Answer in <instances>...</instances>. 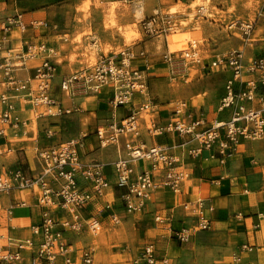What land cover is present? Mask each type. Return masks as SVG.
Segmentation results:
<instances>
[{
  "label": "built area",
  "instance_id": "built-area-1",
  "mask_svg": "<svg viewBox=\"0 0 264 264\" xmlns=\"http://www.w3.org/2000/svg\"><path fill=\"white\" fill-rule=\"evenodd\" d=\"M120 1L132 4L134 9H142L143 0ZM196 14L202 20H210L212 16L203 5L198 7ZM219 23L243 43L240 48L215 55L210 64L203 67L231 73L218 107L219 111L232 109L230 120L207 122L202 116L193 117L187 109H174L165 124L159 126L153 123L148 132L152 136L176 133L188 137L189 142L199 144V147L188 150L190 156H197L203 149H214L220 163H223L242 141L264 139V56H248L247 53L249 46L264 36V0L253 20L233 18ZM28 26L37 31L49 28L43 19L31 21L30 24L25 23L19 15L0 19L1 139H7L9 130L15 136H27L29 122L20 116L17 103L30 106L34 120L52 119L78 110L72 104L76 97L99 94L107 88L111 92L107 106L113 115L119 108L127 110L122 120H111L94 132L100 148L118 147L123 141L126 157L118 158L109 165L114 178L113 186L105 173L108 164L81 160L79 150L83 148L87 135L48 148H36L41 165L40 173L36 176H28L20 167L0 171V195L24 193L33 201L32 206L40 211L38 222L29 227L28 238L13 239L6 232H0V264H72L73 250L66 234L87 231L97 235L101 229L97 218H85L82 214L92 201L103 199L105 209L110 210L112 202L106 200L115 191L125 213L139 215L156 190L168 188L178 193L186 173L181 169L180 159L169 154L167 148L147 147L138 140L141 116L154 108L153 101L146 99L149 66L134 64L144 56V50L126 48L102 55L95 63H81L78 69L65 74L60 71L62 60L59 50L23 37ZM172 29L170 15L158 11L140 22L141 32L148 36L167 34ZM68 40L66 35L60 39L62 45ZM12 41L18 43L12 44ZM175 55L167 51L162 58L166 62H173L177 58L197 64L201 62L195 46ZM32 62L35 65L29 67L28 64ZM57 78V91L70 102L69 106H64L62 100L54 95ZM136 96L145 100H136ZM42 132L46 139L51 140L55 136L51 126L44 127ZM8 145L9 141L0 146V156L11 151ZM138 161L145 162L148 169L135 173L134 164ZM29 204L25 199H13L4 209V223H12L14 210L27 208ZM110 219L115 223L119 220L115 213L110 215ZM155 220L159 221L160 218ZM208 229L210 222L200 217L197 230ZM193 231L179 230L173 236L179 243H187ZM242 249L251 250L247 246ZM80 259L83 264H91L93 250L81 251ZM132 264L171 262L166 257L158 256L154 246L147 244Z\"/></svg>",
  "mask_w": 264,
  "mask_h": 264
},
{
  "label": "crops",
  "instance_id": "crops-1",
  "mask_svg": "<svg viewBox=\"0 0 264 264\" xmlns=\"http://www.w3.org/2000/svg\"><path fill=\"white\" fill-rule=\"evenodd\" d=\"M55 1L0 0V19L19 15L27 24L34 20H46L49 25L48 29L37 31L28 26L23 37L35 43H45L59 50L62 60L60 71L70 74L79 68L81 58L77 57L75 62H71L70 58L77 47L73 41L74 36L59 32L54 25L49 23L48 11ZM115 1L102 0L106 5ZM144 1H142L143 5ZM127 6L132 12L133 5L127 4ZM161 8L158 4L153 9L159 12ZM64 35L69 40L68 43L62 45L60 39ZM16 43L18 42L12 41V44ZM167 47L168 50L169 47L173 49L168 40ZM240 47L241 45L238 48ZM247 53L248 56H264V36L251 44ZM134 64L143 65L138 64L137 61ZM33 65H35L33 62L28 64L29 67ZM211 71L225 76L226 81L224 87L221 88L223 91L226 82L231 78V73L213 69ZM57 82L58 78L54 85V95L62 100L64 106H69L70 102L58 93ZM148 89H150L149 84ZM224 93L225 89L214 103L208 104L206 99L202 98L197 101L198 105L191 104L187 110L193 114V117L202 116L207 122L212 120L228 121L232 116V109L218 110ZM110 97V90L105 88L98 95H81L72 101L73 106L78 109L74 112L77 115H86L90 118L94 115L87 126L81 125L78 136L69 139L87 135L83 140V148L79 150L83 162L98 161L110 165L118 158L126 157L123 141L118 147L111 146L103 149L99 147L94 136L98 127L107 125L111 120L119 122L127 115L125 108L117 109L113 115V111L107 106ZM135 99L145 100L138 96ZM146 99L153 101L154 108L151 111L153 123L159 126L165 124L171 116V109L158 104L151 97L150 91ZM16 108L22 119L29 122L27 136H15V133L9 130L6 140L0 138V146L9 141L8 146L11 148L9 153L0 156V171L4 172L20 167L28 176H36L40 173L41 168L36 148H48L61 143L59 135L57 136L61 129L59 125L51 121L52 119H32L30 106L17 103ZM96 110L98 111L96 112ZM74 113L72 114L74 115ZM46 126L54 128L56 135L51 140L43 136L42 129ZM139 129L138 140L147 147L167 148L169 154L180 159L181 169L186 173V177L181 183L178 193L168 188H160L153 192L145 210L139 215H127L114 190L106 200L112 202V209L106 210L105 200L96 199L82 211L85 218L90 216L97 218L101 229L105 232L114 230L120 224H127V231H122L124 228L120 227L119 242L124 243L127 239L129 242H125V247L128 244L129 246L123 251H119V255H115V264H120L118 262L120 259L124 263L132 264L141 249L147 244H152L157 255L168 258L171 264H264V139L242 141L235 148L231 157L220 163L214 149H203L197 156H190L188 150L199 147V144L196 141L189 142L188 137H182L176 133L152 136L142 122ZM105 150H111L109 156L105 155L107 154L104 153ZM146 169L148 166L143 161L134 164L135 173ZM105 173L113 186L112 168L107 166ZM13 199L28 200L30 206L15 209L12 223L6 221L4 223L3 219L6 220L4 209ZM32 204L33 201L24 193L13 192L9 195H0V232H6L5 234L13 239L28 238L30 236L29 227L38 222L40 213L39 209ZM210 208L212 210H209ZM112 213H115L119 219L116 223L110 219ZM157 217L160 218L159 221L155 220ZM200 217L210 222V229L197 230ZM184 229L194 231L187 243H179L173 233ZM66 237L73 250L72 264H83L80 253L85 249L93 250L91 264L95 262L98 256L96 235L85 231L81 234L68 233ZM243 246H247L251 250H243Z\"/></svg>",
  "mask_w": 264,
  "mask_h": 264
},
{
  "label": "rangeland",
  "instance_id": "rangeland-1",
  "mask_svg": "<svg viewBox=\"0 0 264 264\" xmlns=\"http://www.w3.org/2000/svg\"><path fill=\"white\" fill-rule=\"evenodd\" d=\"M101 2L102 0H56L49 9V23L59 32L74 36L73 41L77 47L70 58L71 62L80 57L81 63L93 64L100 56L122 49L144 50V56L136 61L149 66L148 95L150 91L151 97L158 104L172 112L174 109L184 111L191 104L198 105L197 101L202 98L208 104L217 101L225 89L221 90L226 81L225 76L203 67L210 64L215 55L237 49L243 44L237 36L225 31L219 22L233 18L253 20L263 5V0H145L142 9L133 8L131 12L127 4L120 0L108 5ZM158 4L162 7L159 13L170 15L173 29L167 34L145 35L140 30V22L154 14L156 11L153 8ZM202 5L212 14L213 21L197 17L196 11ZM167 40L173 42L170 45L173 49L169 47L168 50ZM191 46H195L199 52V64L180 58L166 62L162 58L167 51L174 52L177 56ZM95 95L98 94L89 96ZM93 117L94 115L91 118ZM91 118L74 113L52 118L51 121L59 125L61 131L57 136L59 135L61 142H65L78 136L81 125L87 126ZM141 122L147 129L153 124L151 111L142 114L139 125ZM106 151L105 155L109 156L111 150ZM121 226L124 228L122 231H127L128 226L123 223L112 231L105 232L101 229L97 233L95 238L98 240V256L93 264H115V255L129 246L125 247V242H129L127 239L124 243L119 242ZM118 262L129 264L121 259Z\"/></svg>",
  "mask_w": 264,
  "mask_h": 264
},
{
  "label": "bare ground",
  "instance_id": "bare-ground-1",
  "mask_svg": "<svg viewBox=\"0 0 264 264\" xmlns=\"http://www.w3.org/2000/svg\"><path fill=\"white\" fill-rule=\"evenodd\" d=\"M229 1V0H228ZM205 7V6H204ZM141 11V10H140ZM135 12V11H134ZM138 12H139V10H138ZM178 12V11H177ZM139 13H141V12H139ZM136 31V30H135ZM131 36V35H130ZM137 37V36H136ZM173 43V42H172ZM172 43H170L169 42V44L172 46ZM130 45V44H129ZM92 62V61H91ZM107 237V236H106Z\"/></svg>",
  "mask_w": 264,
  "mask_h": 264
}]
</instances>
